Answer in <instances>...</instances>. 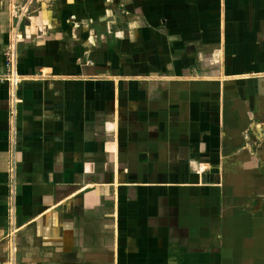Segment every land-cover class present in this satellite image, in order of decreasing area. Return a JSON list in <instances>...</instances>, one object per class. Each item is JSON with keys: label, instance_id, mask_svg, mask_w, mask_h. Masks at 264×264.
<instances>
[{"label": "crops", "instance_id": "obj_1", "mask_svg": "<svg viewBox=\"0 0 264 264\" xmlns=\"http://www.w3.org/2000/svg\"><path fill=\"white\" fill-rule=\"evenodd\" d=\"M0 264H264V0H0Z\"/></svg>", "mask_w": 264, "mask_h": 264}, {"label": "built area", "instance_id": "obj_2", "mask_svg": "<svg viewBox=\"0 0 264 264\" xmlns=\"http://www.w3.org/2000/svg\"><path fill=\"white\" fill-rule=\"evenodd\" d=\"M16 41H17V35H16V38L14 40H12V44L10 45V47L8 48V50L5 54L7 64L11 68L14 66L15 60H16ZM5 78L7 81L10 82L11 85H16L19 82V79H18L16 73H14V72H9L8 74L5 75ZM13 234H14L13 231H9V233L7 235L9 240L12 238Z\"/></svg>", "mask_w": 264, "mask_h": 264}]
</instances>
